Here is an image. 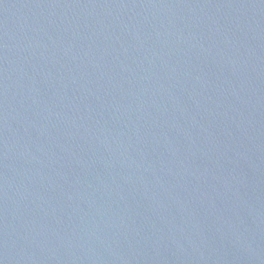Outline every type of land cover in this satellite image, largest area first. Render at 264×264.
I'll use <instances>...</instances> for the list:
<instances>
[{
    "label": "water",
    "instance_id": "1",
    "mask_svg": "<svg viewBox=\"0 0 264 264\" xmlns=\"http://www.w3.org/2000/svg\"><path fill=\"white\" fill-rule=\"evenodd\" d=\"M0 264H264V0H0Z\"/></svg>",
    "mask_w": 264,
    "mask_h": 264
}]
</instances>
